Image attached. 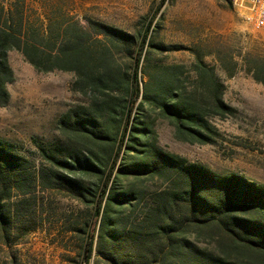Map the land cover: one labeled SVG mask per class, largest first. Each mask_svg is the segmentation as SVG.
<instances>
[{"label": "trees", "instance_id": "1", "mask_svg": "<svg viewBox=\"0 0 264 264\" xmlns=\"http://www.w3.org/2000/svg\"><path fill=\"white\" fill-rule=\"evenodd\" d=\"M149 35L92 19L30 21L0 2V107L11 100L14 50L37 72L74 73L73 91L87 98L62 117L65 141L39 147L40 167L0 139L4 264H20L17 247L48 230L57 196L80 207L54 229L67 264H264V186L159 143L161 120L180 142L213 144L221 136L213 119L234 114L224 82L198 54L189 68L155 63L151 53L167 49H149ZM246 70L264 84V60Z\"/></svg>", "mask_w": 264, "mask_h": 264}, {"label": "rangeland", "instance_id": "2", "mask_svg": "<svg viewBox=\"0 0 264 264\" xmlns=\"http://www.w3.org/2000/svg\"><path fill=\"white\" fill-rule=\"evenodd\" d=\"M23 8L30 21H56L74 17L87 26V19L138 35L150 29L148 48L164 45L167 51L152 52L155 63L182 64L187 68L195 56H204L224 82L225 102L234 109L226 118H214L221 136L213 144L178 141L173 128L157 121L159 143L169 153L186 158L220 175L236 174L264 186V84L247 72V63L264 60V31H254L234 11L230 0H0ZM154 50V49H152ZM156 51V50H154ZM15 74L7 88L11 100L0 107V139L36 167L44 163L39 147L63 143L62 117L87 105V98L74 92L75 74L37 72L19 51L9 53ZM234 73L233 77H229ZM77 203L52 197L47 213L48 230L40 229L28 243L17 247L20 264H67L63 251L53 245L58 225L74 220ZM5 258L1 254L0 264Z\"/></svg>", "mask_w": 264, "mask_h": 264}, {"label": "built area", "instance_id": "3", "mask_svg": "<svg viewBox=\"0 0 264 264\" xmlns=\"http://www.w3.org/2000/svg\"><path fill=\"white\" fill-rule=\"evenodd\" d=\"M234 11L254 31H264V0H230Z\"/></svg>", "mask_w": 264, "mask_h": 264}]
</instances>
